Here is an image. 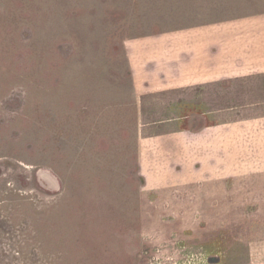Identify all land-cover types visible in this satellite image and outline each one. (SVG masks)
<instances>
[{"label": "rangeland", "instance_id": "1", "mask_svg": "<svg viewBox=\"0 0 264 264\" xmlns=\"http://www.w3.org/2000/svg\"><path fill=\"white\" fill-rule=\"evenodd\" d=\"M261 12L264 0H0V264H264L260 196L146 191L137 167L140 137L214 123L242 94H135L124 50Z\"/></svg>", "mask_w": 264, "mask_h": 264}, {"label": "crops", "instance_id": "2", "mask_svg": "<svg viewBox=\"0 0 264 264\" xmlns=\"http://www.w3.org/2000/svg\"><path fill=\"white\" fill-rule=\"evenodd\" d=\"M124 50L135 94L183 98L190 89L214 86V94H242L245 99L229 107L227 115L210 112L220 120L197 130L176 124L165 133L140 137L142 189L223 183L229 194L260 196L263 206L264 12L128 39ZM226 83L230 89L221 91ZM237 84L239 90L232 89ZM183 107L173 108L188 116ZM210 113H202L204 119Z\"/></svg>", "mask_w": 264, "mask_h": 264}, {"label": "flooded vegetation", "instance_id": "3", "mask_svg": "<svg viewBox=\"0 0 264 264\" xmlns=\"http://www.w3.org/2000/svg\"><path fill=\"white\" fill-rule=\"evenodd\" d=\"M0 205H1V204H0ZM1 224H3V223H1ZM5 225H6V224H5V222H4V224L0 226V230L5 231V229H3ZM4 249H5V248H4Z\"/></svg>", "mask_w": 264, "mask_h": 264}]
</instances>
